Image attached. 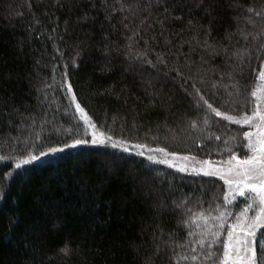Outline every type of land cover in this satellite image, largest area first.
<instances>
[{"label":"trees","instance_id":"16d2710c","mask_svg":"<svg viewBox=\"0 0 264 264\" xmlns=\"http://www.w3.org/2000/svg\"><path fill=\"white\" fill-rule=\"evenodd\" d=\"M256 12L264 0H0V156L10 158L0 162V264H188L203 240L191 217L218 206V179L108 144L12 165L82 138L68 83L114 141L201 160L243 154L245 127L204 100L232 116L255 107ZM261 241L264 229L258 264Z\"/></svg>","mask_w":264,"mask_h":264},{"label":"snow or ice","instance_id":"6c2138e0","mask_svg":"<svg viewBox=\"0 0 264 264\" xmlns=\"http://www.w3.org/2000/svg\"><path fill=\"white\" fill-rule=\"evenodd\" d=\"M247 11L252 12L253 9L249 8ZM255 15L261 16L264 13L256 12ZM249 22L251 23L252 21L249 20ZM244 38L247 39L248 36L245 35ZM261 48L264 49V45ZM148 63H151V61H148ZM256 79L260 84L251 93V96L255 98V107L250 115L245 114L239 118L227 115L213 108L207 100H204V104L215 116L222 117L236 125L249 126L251 130L243 133L244 138L247 140L245 147L250 153L245 158L241 159L235 152H232L229 160L223 163V167H220L213 165L208 160L198 161L194 156L168 152L165 148H147L148 153H160L163 155V159L155 155H147V160L151 163L166 164L180 172L191 171L194 174H203L205 176H219L229 188V191L224 193V199L227 203H234L238 197L251 200V203L246 204L245 208L237 215L235 222L230 225L227 224V218L233 213L227 210L220 211L219 207L217 208L219 214L215 217L204 213L191 217V222L195 224L196 228L203 229V235L211 236L212 242L216 245L222 243L223 258L220 264H258L257 234L258 230L264 229V64H261ZM67 91L71 94V99L75 103L79 119L86 126L85 135L90 131L91 139H73L71 144L65 143L62 147H49L47 151H40L39 155L29 153L26 158L18 159L12 167L21 169L24 165L40 161L42 157H46L50 153L63 152L64 149L89 143L92 145L108 144L114 149L127 153H131L135 149L137 156H145L144 149L146 145L136 144L129 146L127 141H114L111 136L99 131L91 116L88 115L80 103L76 102L77 98L71 83H68ZM201 99L203 100V97ZM204 123L208 124L209 120L205 119ZM193 126H195V122H193ZM67 132L68 135H72L71 129L67 130ZM36 139L39 140L40 137L37 136ZM216 139L219 140L220 137H216ZM228 151H231V149H228ZM8 159L10 158L0 156V160ZM197 165L199 166L197 167ZM9 175H12L11 168L4 173V176ZM249 210H255V215L249 217ZM209 220L213 221L211 225H209ZM201 221H203V225L200 223ZM188 223L189 221H185V224ZM225 230L227 231V238L223 239L222 233ZM192 234V232H189V235ZM199 243L203 246L204 241L200 240ZM213 243L208 244L207 247L212 248ZM260 243L264 246V241ZM61 251L66 252V249H61ZM157 252H159V248H157ZM213 255V252H209L206 258L211 259ZM181 259L187 260L188 257H181ZM191 259L196 260L197 257L192 256Z\"/></svg>","mask_w":264,"mask_h":264},{"label":"rangeland","instance_id":"374dc122","mask_svg":"<svg viewBox=\"0 0 264 264\" xmlns=\"http://www.w3.org/2000/svg\"><path fill=\"white\" fill-rule=\"evenodd\" d=\"M261 64H264V59H263V61H262ZM260 66H261V65H260ZM258 74H259V72H258ZM257 76H258V75H257ZM259 84H260V82L257 81V79H256V81H255V83H254V86H253V88H252V91L255 90V89L258 87ZM62 86H63V88H65V87H64V83L62 84ZM66 89H67V87H66ZM252 91H251V93H252ZM69 95H70V99H71V94H69ZM252 99H253V102L255 103V98L252 97ZM70 102H71V105H72L71 110H72V112H73V114H74V116H73V114H72V117H73L75 120L80 121V122L82 123L83 129L85 130V129H86V126L84 125L83 121L79 119V113H78V112L76 111V109H75V103L72 101V99H71ZM254 105H255V104H254ZM251 112H252V110H251L250 112H248V113H244V114H242V115H240V116H235V117L239 118V117H241V116H243V115H245V114L250 115ZM230 123H232V122H230ZM239 126H240V125H239ZM242 127H245V130H246V131H250V130H251V129L249 128V126H246V125H245V126H242ZM83 129H82V130H83ZM84 130H83V133L81 134V135H82V138H81V139H88V140H90V139H91L90 131H89V133H88L87 135H85ZM246 144H247V141H246ZM246 144H245V145H246ZM82 145H91V146H92V144H90V143H89V144H82ZM129 145H131V144H129ZM77 146H80V145H77ZM101 146H102V145H101ZM67 149H68V148H67ZM70 149H71V148H70ZM153 149H155V148H153ZM64 150H66V149H64ZM144 151H145V157H147V155L151 154V155H155V156H157V157L160 158V159H163V155L160 154V153H148V152H147V148H145ZM132 152L135 153L136 150L133 149ZM57 153H58V152H57ZM57 153H50L48 156H46V157H42L41 160H42V159H45V158H47V157H50V156H52V155H56ZM239 153H240V152H238V153H236V154H237L241 159L245 158L246 155L250 154V153L247 151V149L245 150V152H243V154H242V153L239 154ZM241 155H243V156H241ZM26 157H27V156H26ZM26 157H24V158H26ZM196 160H198V161H203V160H201V159H196ZM206 160H208V159H206ZM228 160H229V159H226V160H208V161L212 162L213 165L223 167V163L226 162V161H228ZM0 162H4V160H3V161L0 160ZM34 162H35V161H34ZM164 165L167 166L168 168H171V169L177 170L176 168L169 167V166L166 165V164H164ZM24 166H25V165H24ZM198 166H199V165H197V167H198ZM177 171H178V170H177ZM178 172H180V171H178ZM181 173H184V174H188V173H189L190 175H199V176H203V177H211V178H216V179H218L219 181H221V183L223 184V191H222V193H221V201H220V203L218 204L217 207H219V210H220V211L227 210L228 212L233 213V215H231L230 217L227 218V224H228V225H230V224H232V223L235 222L237 215L240 214V212L245 208V206H246L247 203H251V200H250V199H246V198H243V197H238L234 203H231V204L227 203V202L225 201V199H224V193L228 192V191H229V188H228V186L225 184L224 180L221 179L219 176H205V175H203V174H194V173H192L191 171H188V172H181ZM217 207L214 208V210L212 211V213H209V214H211V215H210L211 217H215V216H217V215L219 214V212L217 211ZM248 215H249V217L254 216V215H255V210H249ZM202 222H203V221H202ZM212 223H213V221H212V220H209V225H211ZM202 225H203V224H202ZM197 230H198V231L200 232V234L202 235V238H203L204 244H203V246H202V245L199 243L200 240L198 241V243H197L196 246H195V249H196V250L194 251V252H195V256L197 257V259H196V260H192V259L188 260V262H189L188 264H220V261H221L222 258H223V245H222V243L219 244V245L214 244V243L212 242L211 236H206V235H203V234H202L203 229L199 228V229H197ZM222 238H223V239H226V238H227V231H226V230L222 233ZM210 243H213V247H212V248H208V247H207V245L210 244ZM209 252H213V253H214V255H213V257H212L211 259L206 258V255H207V253H209ZM191 253H193V251H192ZM185 261H186V260H184V263H185Z\"/></svg>","mask_w":264,"mask_h":264}]
</instances>
